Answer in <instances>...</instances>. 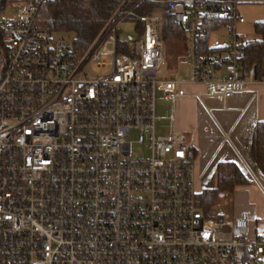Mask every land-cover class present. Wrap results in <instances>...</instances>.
<instances>
[{
	"label": "built area",
	"instance_id": "2783aa9c",
	"mask_svg": "<svg viewBox=\"0 0 264 264\" xmlns=\"http://www.w3.org/2000/svg\"><path fill=\"white\" fill-rule=\"evenodd\" d=\"M49 1L30 0L0 21L9 49L0 67V264H264V236L250 240L249 214H206L191 146L157 133V89L172 99L203 85L224 103L264 84L255 68L243 74L241 0H159L193 50L189 69L161 81L162 16L142 18V36L120 37L133 56L117 55L107 28L81 54L38 26ZM211 6L230 21L228 36L219 52L200 54L195 40ZM101 55L112 56L111 71L88 76ZM133 132L148 156L133 153Z\"/></svg>",
	"mask_w": 264,
	"mask_h": 264
},
{
	"label": "trees",
	"instance_id": "16d2710c",
	"mask_svg": "<svg viewBox=\"0 0 264 264\" xmlns=\"http://www.w3.org/2000/svg\"><path fill=\"white\" fill-rule=\"evenodd\" d=\"M14 2L17 1L0 0V21L7 8ZM167 9V4L159 0H55L41 5L36 22L39 27L51 33L73 34L75 51L81 54H84L107 28L105 38L114 33L118 38L117 55L133 56L132 45L120 39L116 26L121 21L134 22L137 25V34L142 36L145 28L142 18L160 15L163 18L162 33L176 38L182 37L184 27L177 24L173 17L168 16ZM229 22L221 15L220 7H209L202 17L200 35L195 40L196 52L200 54L219 52L221 48L210 46V38L213 33L225 28ZM254 30L258 38L249 41L245 48L243 74L248 76L255 68L257 79L262 80L264 79V21L255 23ZM8 59L9 49L0 27V67L6 65ZM251 150L254 163L264 177V122H259L254 128ZM190 152L194 161L196 156L193 148ZM249 184V179L236 164L220 163L206 186L200 190L197 188V205L206 214H210L219 205L221 194L233 195L237 188Z\"/></svg>",
	"mask_w": 264,
	"mask_h": 264
},
{
	"label": "crops",
	"instance_id": "0c3cea01",
	"mask_svg": "<svg viewBox=\"0 0 264 264\" xmlns=\"http://www.w3.org/2000/svg\"><path fill=\"white\" fill-rule=\"evenodd\" d=\"M16 1L22 5L30 0ZM245 3L264 5V0H241L239 5ZM184 90L186 93L184 97L168 99L164 95L167 100L174 102L172 114H169L172 116L171 130L185 134L189 141L185 140L195 151L196 157L193 162L196 167L197 184L203 174L200 173L202 169L207 173L214 169L210 181L220 163L236 164L248 178L245 166L251 171L252 169L246 162L256 167L251 150L253 131L259 122H264V84L259 81L251 83L245 92L234 95L224 103L208 95L203 85L187 84ZM198 94L202 95V101L198 99ZM156 116L158 131L159 121H162L163 117L158 116L157 106ZM171 134L172 132H168L161 136ZM257 170L264 182L262 173L258 168ZM252 173L258 179L253 171ZM235 194L242 206L234 218L242 212H247L250 216V240L255 241L263 237V189L249 184L237 188Z\"/></svg>",
	"mask_w": 264,
	"mask_h": 264
},
{
	"label": "rangeland",
	"instance_id": "374dc122",
	"mask_svg": "<svg viewBox=\"0 0 264 264\" xmlns=\"http://www.w3.org/2000/svg\"><path fill=\"white\" fill-rule=\"evenodd\" d=\"M22 7L23 4L21 5V3L19 2H14L12 5H10L7 8L2 19L16 17L18 13L21 11ZM238 9L242 17L244 18L245 23L237 25V32L240 35L247 36L250 41L257 39L258 37L255 34L254 25L257 22L264 21V5L256 4V3H245L239 5ZM136 26L137 25L134 22L123 21L116 26V30L120 33L121 38H126L128 35L137 36L138 34L136 31ZM61 36L70 38L72 42H74L75 40L73 34L70 35L62 34ZM227 36H228V29L226 27L222 28L218 32L213 33L211 35L209 42L210 46L213 48L219 47V45L223 44V41L227 38ZM162 39L164 44V63L157 77L159 81L173 79L177 75H179V73L182 74L186 69H189L191 67L190 56L193 51L192 35L185 28L182 33V37L176 38L162 33ZM101 62L106 63L105 68H99ZM112 62H113L112 56L110 55H101L97 60L90 61L86 66L88 76L108 74L112 69ZM156 106H157L158 116L163 117L162 121H159L158 124V131H157L158 135H164L167 134L168 132L170 133L172 132V134H179L183 136L185 139H187L185 134L171 130L172 116L169 114H172V111L174 109V102L172 100H167L165 98L164 93L159 89H157L156 92ZM168 115L170 118H168ZM187 140L189 141V138ZM128 141L133 142L134 154L140 157H146L149 155V152L144 147L140 146L137 143L136 132H133L129 135ZM246 163L250 166L252 171L258 176V181L262 189L264 190V182L257 168L254 165L249 164L248 162ZM213 171L214 169H210V171L207 173L206 170L204 169L201 170L200 173L203 174L197 184L198 190L203 189L206 186ZM248 178L251 179L249 180L251 185L261 189V187H259L258 184L255 181H253L249 175ZM237 198L238 197L236 196L235 193L233 195L221 194L220 203L215 211L217 213H221L222 215L233 219L235 214L240 211V208L242 206L237 201Z\"/></svg>",
	"mask_w": 264,
	"mask_h": 264
}]
</instances>
